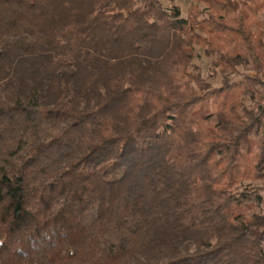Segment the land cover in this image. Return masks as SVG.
Returning <instances> with one entry per match:
<instances>
[{
    "label": "trees",
    "instance_id": "trees-1",
    "mask_svg": "<svg viewBox=\"0 0 264 264\" xmlns=\"http://www.w3.org/2000/svg\"><path fill=\"white\" fill-rule=\"evenodd\" d=\"M246 178L264 0H0V264H264Z\"/></svg>",
    "mask_w": 264,
    "mask_h": 264
},
{
    "label": "rangeland",
    "instance_id": "rangeland-1",
    "mask_svg": "<svg viewBox=\"0 0 264 264\" xmlns=\"http://www.w3.org/2000/svg\"><path fill=\"white\" fill-rule=\"evenodd\" d=\"M159 2L163 5V7L170 8L174 5H177L180 8L181 15L183 17L188 16L189 9L191 5V0H159ZM197 57L194 59V63L200 66L202 74L205 75L207 72V68L211 63V58L205 57L202 50L200 48L197 49ZM209 107L214 109V98L211 97ZM256 149V147H255ZM246 183L251 184L255 188L259 189L260 191L264 192V178L257 179L251 181L250 178H246Z\"/></svg>",
    "mask_w": 264,
    "mask_h": 264
}]
</instances>
